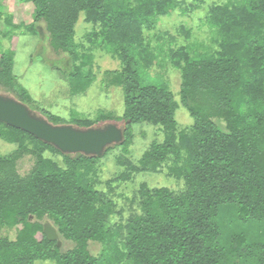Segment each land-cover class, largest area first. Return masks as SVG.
Returning <instances> with one entry per match:
<instances>
[{"label": "trees", "instance_id": "trees-1", "mask_svg": "<svg viewBox=\"0 0 264 264\" xmlns=\"http://www.w3.org/2000/svg\"><path fill=\"white\" fill-rule=\"evenodd\" d=\"M26 1L34 5L31 20L16 24L6 16L13 28L7 38L14 42L24 27L36 37V25L46 22L53 48L70 54L76 65L67 78L73 97L96 80V47L121 63L106 74L111 86L124 91L123 116L100 112L95 120L71 124L87 129L121 121L125 141L103 157L63 154L0 122V139L18 145L0 156V264H264V0L211 4L205 24L215 33L212 44L173 47L171 37L168 51L161 46L159 54L145 31L177 10L189 15L206 0ZM82 15L91 26L89 47L75 40ZM14 57L12 50L0 52V83L30 101L13 75ZM156 63L181 72L178 97L169 82L151 73ZM181 107L193 119L189 128L176 120ZM41 112L54 124L66 121ZM133 124L156 127L164 137L136 163L127 157ZM118 147L124 169L102 189L100 163ZM47 151L60 155L64 166L46 157ZM26 155L35 164L22 175L17 164ZM165 172L183 188L142 182L133 194L113 191L114 183ZM46 222L74 247L63 251L49 241ZM12 230L15 239L4 234ZM90 243L103 246L98 256Z\"/></svg>", "mask_w": 264, "mask_h": 264}, {"label": "rangeland", "instance_id": "rangeland-1", "mask_svg": "<svg viewBox=\"0 0 264 264\" xmlns=\"http://www.w3.org/2000/svg\"><path fill=\"white\" fill-rule=\"evenodd\" d=\"M223 1L225 0H206L205 4H198V8L189 15H184L181 10H177L172 16L163 18L156 28L145 31L149 45L159 54L161 46L164 47L165 51H168L169 43L172 41L171 37L175 38V42L177 41L173 47L196 42L212 44L215 33L205 24V18L211 4L222 3ZM187 3L192 4L190 0ZM33 10L34 5L26 0H0V52L12 50L15 53L13 75L17 84L29 93L31 100L17 98L15 94L9 93L8 89L1 83L0 95H8L17 99L43 117L46 116L42 114L41 110H49L52 114L64 118L66 121L63 124L68 125H73L71 123H74L73 120L76 118L84 117L95 120L100 112H106L118 118L122 117L125 112L124 91L121 87L111 86L106 74L108 71L120 69L121 63L116 58L96 47L93 50V71L96 80L89 85L87 93L73 97V87L67 78L76 65L70 54L56 51L53 48L46 22H40L36 25L38 30L36 37L32 36L24 27L16 32L17 38L14 42L7 38L13 28L5 21L6 16L13 15L15 23L20 24L31 20ZM90 31L91 26L85 23L84 15H82L76 25V42L89 47L87 34ZM160 61H162V57H159L158 62ZM151 71L154 76L162 77L169 82L178 97V89L181 84V72L179 70L174 69L170 64L159 65L156 63ZM83 74L85 77L89 76L90 70L88 68L83 69ZM176 120L181 129L189 128L193 124V119L183 107L177 111ZM109 123L125 127L121 121ZM132 128L135 139L131 146V153L127 157L136 163L155 140H162L164 137L156 127L151 125L133 124ZM17 149V144L0 139V156L9 155ZM120 155H123L122 147L115 148L107 158L101 161L99 178L102 183L100 188L107 189V183L113 181L123 171L124 167L120 166L118 161ZM45 156L64 166V160L60 155L47 151ZM34 164L35 157L26 155L19 160L18 170L22 175H26L31 171ZM142 182L148 183L152 188L170 187L175 191L183 188L181 182L169 177L165 172L158 175H141L132 182L114 183L113 191L115 194L121 192L131 194ZM4 234L15 239L17 231H5ZM61 241L63 251L74 247L72 242L63 237H61ZM89 249L94 256H98L102 252L103 246L99 243H90ZM36 264L55 263L39 261Z\"/></svg>", "mask_w": 264, "mask_h": 264}, {"label": "water", "instance_id": "water-1", "mask_svg": "<svg viewBox=\"0 0 264 264\" xmlns=\"http://www.w3.org/2000/svg\"><path fill=\"white\" fill-rule=\"evenodd\" d=\"M0 122L32 134L63 154L103 157L108 148L125 141V127L115 123L87 129L68 124L55 125L8 95H0ZM43 232L49 241L62 246L58 230L52 223H44Z\"/></svg>", "mask_w": 264, "mask_h": 264}]
</instances>
